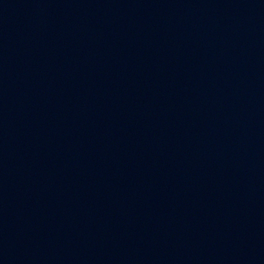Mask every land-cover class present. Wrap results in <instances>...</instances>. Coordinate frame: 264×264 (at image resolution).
<instances>
[{
    "label": "water",
    "instance_id": "water-1",
    "mask_svg": "<svg viewBox=\"0 0 264 264\" xmlns=\"http://www.w3.org/2000/svg\"><path fill=\"white\" fill-rule=\"evenodd\" d=\"M0 264H264V0H0Z\"/></svg>",
    "mask_w": 264,
    "mask_h": 264
}]
</instances>
